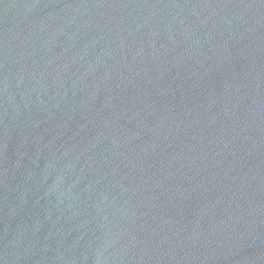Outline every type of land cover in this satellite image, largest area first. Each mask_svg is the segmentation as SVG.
<instances>
[{"label": "water", "instance_id": "1", "mask_svg": "<svg viewBox=\"0 0 264 264\" xmlns=\"http://www.w3.org/2000/svg\"><path fill=\"white\" fill-rule=\"evenodd\" d=\"M0 264H264V0H0Z\"/></svg>", "mask_w": 264, "mask_h": 264}]
</instances>
